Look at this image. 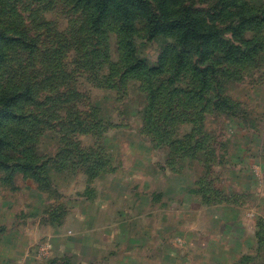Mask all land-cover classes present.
Listing matches in <instances>:
<instances>
[{"label": "rangeland", "instance_id": "374dc122", "mask_svg": "<svg viewBox=\"0 0 264 264\" xmlns=\"http://www.w3.org/2000/svg\"><path fill=\"white\" fill-rule=\"evenodd\" d=\"M101 2L0 0V264H264V0Z\"/></svg>", "mask_w": 264, "mask_h": 264}, {"label": "trees", "instance_id": "16d2710c", "mask_svg": "<svg viewBox=\"0 0 264 264\" xmlns=\"http://www.w3.org/2000/svg\"><path fill=\"white\" fill-rule=\"evenodd\" d=\"M107 3V0H102L101 4H95V9H96V18L95 21L93 23V25L98 26L101 25L102 23V15H101V11H103L105 4ZM186 13L189 12V10H186ZM116 13H123L122 12H118L117 10H115ZM156 17V16H155ZM176 24L178 23L179 29H181L183 31V38L182 40L185 41L189 38L195 39L194 41H197L198 39H203L204 41H208L211 38L212 32H207L206 30H200L199 28L196 27V21L195 20H189V18L186 16H184V18H179L176 19L174 21ZM184 22H186V28L184 29ZM159 24V25H158ZM171 24V20H166L165 22H160L159 19L156 17L155 20V24L151 30V37H155L157 35V33H159L158 31L163 29V27H166L167 25ZM170 28V26H169ZM190 30V32L192 33V36H189V32L188 30ZM158 30V31H156ZM130 44L126 43V38L122 41V53H123V61L125 60V64L126 69L124 71V75L125 74H129L132 72H143V74L145 73H149L150 76L154 77L156 74H160V73H165V63L161 62L159 65L157 66H150L147 63L144 62V60L138 59V58H130V56L133 55L132 49H130V47L128 46ZM185 59H184V63H185ZM193 70L194 72H196L202 80H206L207 79V72L205 71L204 68L201 67L200 62L198 61L195 65H193ZM154 99V98H153ZM98 123H96L97 125ZM93 125V126H96ZM90 130V129H89ZM101 156L104 157L103 154H101ZM104 159V158H103ZM102 159V161H103ZM94 162V161H93ZM25 164H30L29 162H24Z\"/></svg>", "mask_w": 264, "mask_h": 264}]
</instances>
